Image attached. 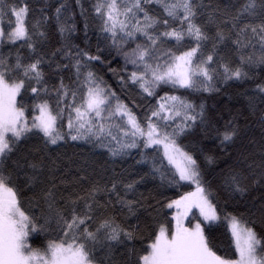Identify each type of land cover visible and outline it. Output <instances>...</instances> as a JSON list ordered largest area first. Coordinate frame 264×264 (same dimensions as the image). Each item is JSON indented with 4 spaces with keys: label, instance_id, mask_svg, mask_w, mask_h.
<instances>
[{
    "label": "snow or ice",
    "instance_id": "obj_1",
    "mask_svg": "<svg viewBox=\"0 0 264 264\" xmlns=\"http://www.w3.org/2000/svg\"><path fill=\"white\" fill-rule=\"evenodd\" d=\"M257 75L264 0H0V264H264V82L255 129L214 127L202 99ZM69 142L144 167L73 170Z\"/></svg>",
    "mask_w": 264,
    "mask_h": 264
},
{
    "label": "trees",
    "instance_id": "obj_2",
    "mask_svg": "<svg viewBox=\"0 0 264 264\" xmlns=\"http://www.w3.org/2000/svg\"><path fill=\"white\" fill-rule=\"evenodd\" d=\"M32 2L33 4L39 3L42 6H46L49 13H54L55 8L59 6L61 0H32ZM65 2L72 3L73 0H65ZM83 2L87 5L89 0H83ZM217 2H223V0H217ZM76 11H78V9ZM77 19L79 20V17H77ZM77 27H83L82 20L79 21ZM88 35V44L91 45L94 52L97 34L94 31H89ZM76 42L79 43L81 47L86 46L84 44L83 32L79 33V38ZM118 59L119 58L112 60V67L119 68L122 66V62L117 63ZM108 67L107 64H104L98 66L96 71L103 75L104 79L107 80L109 84L114 88H117L118 82L116 78L111 72L106 71ZM261 82H264V77L257 75L255 80L239 83L233 88L222 89L219 93H204L202 99L206 105V112L209 121L213 126L220 127L226 121L235 118L242 127L249 125L255 129L256 125L254 124V121L259 114V109H257L256 115H253L252 109L249 108V97L254 96L258 92L257 85ZM200 98L201 97L199 96L197 97V99ZM195 139L200 142V147L204 149L207 155L216 158L214 164L208 165L209 169H216L218 172L221 168H228L226 161L230 160L231 157L224 155V151L219 146L218 140L214 138V132L210 133L208 136H204L203 133H197ZM64 156L65 159L63 160V163L71 166L73 170L79 165L88 163L95 167H114L118 172L128 169L135 174L137 168L144 167L143 165H136L131 157L113 163L106 153V150L93 149L90 145L79 142H69V145L64 149ZM215 174L216 173H212V175ZM155 183H158V181H149L147 188L150 190ZM139 187L142 192H145L146 195L148 194L144 186ZM216 235L217 247L228 255L237 257L234 242L230 241L228 236L224 234V229H221ZM136 243L139 246L140 242L137 241Z\"/></svg>",
    "mask_w": 264,
    "mask_h": 264
},
{
    "label": "rangeland",
    "instance_id": "obj_3",
    "mask_svg": "<svg viewBox=\"0 0 264 264\" xmlns=\"http://www.w3.org/2000/svg\"><path fill=\"white\" fill-rule=\"evenodd\" d=\"M234 246H235V245H234ZM236 253H237V252H236ZM238 255H239V254L237 253V257H236V258H238Z\"/></svg>",
    "mask_w": 264,
    "mask_h": 264
}]
</instances>
